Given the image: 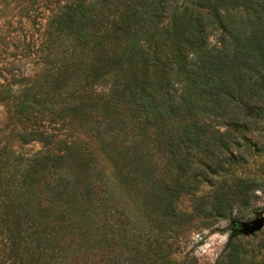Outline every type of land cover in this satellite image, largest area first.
Returning a JSON list of instances; mask_svg holds the SVG:
<instances>
[{
    "label": "trees",
    "instance_id": "1",
    "mask_svg": "<svg viewBox=\"0 0 264 264\" xmlns=\"http://www.w3.org/2000/svg\"><path fill=\"white\" fill-rule=\"evenodd\" d=\"M44 8V73L0 76V104L31 124L19 141L43 145L32 155L0 145V264H195L172 257L191 218L178 205L264 124V0ZM57 117L79 123L94 147L58 138ZM253 184L222 179L199 213L248 203ZM240 261L232 248L218 264Z\"/></svg>",
    "mask_w": 264,
    "mask_h": 264
},
{
    "label": "rangeland",
    "instance_id": "2",
    "mask_svg": "<svg viewBox=\"0 0 264 264\" xmlns=\"http://www.w3.org/2000/svg\"><path fill=\"white\" fill-rule=\"evenodd\" d=\"M0 0V76L10 78L12 74L28 79L36 78L44 73V67L36 59L35 45L40 44L45 37V18L48 16L47 0ZM42 15L38 21L37 14ZM39 15V16H40ZM218 32L211 31L210 46H217ZM11 70L12 73H9ZM20 85L14 90L20 91ZM100 90V89H99ZM10 104H0V145H8L17 154L32 155L43 148L40 143L22 144L18 134L29 128L15 112ZM53 126L58 130L56 135L68 142H77L93 146L84 134L79 123L72 119L56 118ZM253 141H243L239 160L225 165V170L219 172L213 183L202 182L198 186L195 197L182 196L178 208L190 215V221L177 227L175 235L176 251L172 257L177 261L194 259L195 264H218L219 259L226 257L232 248L237 250L241 258L240 264H259L264 257V228L252 235H235L232 221H252L256 215L264 216V124L251 126L248 133ZM57 148V147H56ZM100 160H103L101 155ZM106 164L104 161H102ZM222 179L232 185L235 179H245L254 182L252 197L248 203L239 201L233 203L230 209L221 216L207 217L199 213L198 203L205 199ZM206 200V199H205ZM208 200V199H207ZM225 263V262H224ZM226 264V263H225Z\"/></svg>",
    "mask_w": 264,
    "mask_h": 264
},
{
    "label": "water",
    "instance_id": "3",
    "mask_svg": "<svg viewBox=\"0 0 264 264\" xmlns=\"http://www.w3.org/2000/svg\"><path fill=\"white\" fill-rule=\"evenodd\" d=\"M232 228L235 235L252 236L260 232L264 228V216L263 213L256 215V218L252 221H232Z\"/></svg>",
    "mask_w": 264,
    "mask_h": 264
}]
</instances>
